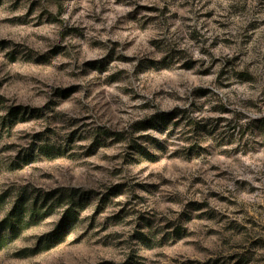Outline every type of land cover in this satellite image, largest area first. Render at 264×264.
Segmentation results:
<instances>
[{
  "label": "rangeland",
  "instance_id": "1",
  "mask_svg": "<svg viewBox=\"0 0 264 264\" xmlns=\"http://www.w3.org/2000/svg\"><path fill=\"white\" fill-rule=\"evenodd\" d=\"M17 201L0 264H264V0H0Z\"/></svg>",
  "mask_w": 264,
  "mask_h": 264
},
{
  "label": "trees",
  "instance_id": "2",
  "mask_svg": "<svg viewBox=\"0 0 264 264\" xmlns=\"http://www.w3.org/2000/svg\"><path fill=\"white\" fill-rule=\"evenodd\" d=\"M18 114V111L15 113V116ZM41 149L47 154L50 153V147L47 145L42 146ZM49 199V198H47ZM46 200V197H45ZM21 203L20 201L15 202L14 208L13 210H11V212H9L6 217L0 222V227L2 228H10L11 231L13 233H16L20 227V225H22L23 222H25V218H24V210L20 208ZM72 209H67L65 211L64 217H63V221L62 223L58 226V231H63L66 229V227L69 225L70 221L72 220L73 216L70 214V211ZM39 211H32L30 213V215H33V218H38L39 216ZM57 233H55L54 235H56ZM5 240L3 238H0V248L2 247V245L4 244Z\"/></svg>",
  "mask_w": 264,
  "mask_h": 264
}]
</instances>
